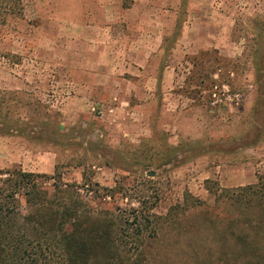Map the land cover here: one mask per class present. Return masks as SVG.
<instances>
[{
	"label": "rangeland",
	"instance_id": "obj_1",
	"mask_svg": "<svg viewBox=\"0 0 264 264\" xmlns=\"http://www.w3.org/2000/svg\"><path fill=\"white\" fill-rule=\"evenodd\" d=\"M217 1L22 0V17L0 31V94L24 119L60 123L39 129L40 140L0 136V169H56L84 182L81 195L116 237V257L98 247L99 261L264 264V210L235 200L238 187L264 179V88L255 83L264 86V67L253 63L264 55V3ZM147 31L148 61L125 58L154 77L153 98L132 95L130 115L120 107L109 118L108 105L68 115L67 68L89 64L98 46L104 71L115 66L122 78V56ZM197 55L208 67L202 86L187 81Z\"/></svg>",
	"mask_w": 264,
	"mask_h": 264
},
{
	"label": "trees",
	"instance_id": "obj_2",
	"mask_svg": "<svg viewBox=\"0 0 264 264\" xmlns=\"http://www.w3.org/2000/svg\"><path fill=\"white\" fill-rule=\"evenodd\" d=\"M22 10V0H0V31L9 19L22 17ZM225 60L227 64L233 62ZM190 63L187 81L202 86L208 67L204 69L198 55ZM253 63L256 70L263 69L264 55L256 56ZM258 77L255 83L264 88ZM15 106L0 94V136L40 140L43 126L60 128V123L24 119ZM83 183L62 181L56 169L52 174L27 171L20 165L0 169V264H118L97 259L98 247L107 258L116 257V237L112 223L101 220L98 210H92L81 195ZM236 190L240 193L236 201L243 199L247 207L264 210V179Z\"/></svg>",
	"mask_w": 264,
	"mask_h": 264
},
{
	"label": "crops",
	"instance_id": "obj_3",
	"mask_svg": "<svg viewBox=\"0 0 264 264\" xmlns=\"http://www.w3.org/2000/svg\"><path fill=\"white\" fill-rule=\"evenodd\" d=\"M258 2L264 3L263 0H258ZM216 3H220L219 0ZM133 7L134 5H132V7L128 6L125 10L126 16L130 18L125 20H134L132 15H128L130 14V10L133 11ZM133 16L137 18L140 15L135 13ZM142 35H146L147 42L143 44L142 47H137L131 53L126 52V56H122V66L124 71L122 78L115 76V66L109 67L111 69L108 68L109 70L104 71L101 51L98 49V46L96 49H90L94 50L95 53L93 54L94 56L92 57V60L89 61V64L81 62L67 68L68 75L71 79L70 83L73 84L72 96L68 101V107L70 108L68 115L72 116L74 120H82L90 117L92 112H98L99 109L102 111V107L106 105H108L106 115H108L109 118H111L110 116L112 114L115 115L120 107L126 112L127 115H130L131 109L133 108V106H130V103H134L135 101V99L132 98V95H139L140 97H136L139 101H141L140 99L144 98L143 96H145L146 99L153 98L154 88H156V80L154 81V77L151 75L147 77L144 76L147 68L145 69V65H143L141 62H138V66L135 67L131 66V63H129L125 58H129L134 53H136L135 55L137 57H140L145 62L148 61L149 55L154 52L153 45L149 43V37L153 34L148 33L147 31V33ZM166 68L167 65L163 66L162 68V77L160 79L161 82H165V73L167 72ZM131 74H134L135 77ZM135 78H143L142 85L136 84L134 81ZM117 79L121 80V83H119L120 86H118V88L114 86V82ZM111 102L114 103L113 106L109 104ZM99 105L103 106L98 107ZM123 105H126V107H123ZM125 121H127V119ZM113 135L115 137L116 134ZM124 136V132L123 134H118L119 138H123ZM81 178H83V172L81 173Z\"/></svg>",
	"mask_w": 264,
	"mask_h": 264
},
{
	"label": "built area",
	"instance_id": "obj_4",
	"mask_svg": "<svg viewBox=\"0 0 264 264\" xmlns=\"http://www.w3.org/2000/svg\"><path fill=\"white\" fill-rule=\"evenodd\" d=\"M98 112L100 113L101 111H100V110H98Z\"/></svg>",
	"mask_w": 264,
	"mask_h": 264
},
{
	"label": "water",
	"instance_id": "obj_5",
	"mask_svg": "<svg viewBox=\"0 0 264 264\" xmlns=\"http://www.w3.org/2000/svg\"><path fill=\"white\" fill-rule=\"evenodd\" d=\"M150 174H153L152 172Z\"/></svg>",
	"mask_w": 264,
	"mask_h": 264
}]
</instances>
